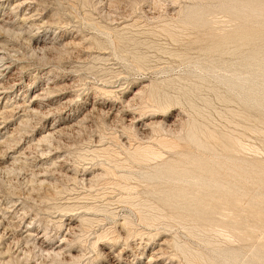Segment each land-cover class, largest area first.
<instances>
[{
	"label": "rangeland",
	"instance_id": "obj_1",
	"mask_svg": "<svg viewBox=\"0 0 264 264\" xmlns=\"http://www.w3.org/2000/svg\"><path fill=\"white\" fill-rule=\"evenodd\" d=\"M0 264H264V0H0Z\"/></svg>",
	"mask_w": 264,
	"mask_h": 264
},
{
	"label": "bare ground",
	"instance_id": "obj_2",
	"mask_svg": "<svg viewBox=\"0 0 264 264\" xmlns=\"http://www.w3.org/2000/svg\"><path fill=\"white\" fill-rule=\"evenodd\" d=\"M5 25V24H4ZM6 27V26H5ZM1 28H3V27H1ZM4 30V29H3ZM5 31V30H4ZM13 31V30H12ZM50 93H52L51 91H50ZM47 94V93H46ZM35 95V94H34ZM41 95V94H40ZM44 96V95H43ZM17 104V103H16ZM17 109V108H16ZM5 119V118H4ZM49 131V130H48ZM50 131H52V130H50ZM55 131H56V129H55ZM49 133H51V132H49ZM48 133V134H49ZM45 134H47V133H45ZM45 138H47L46 136H45ZM45 138H42V140L43 139H45ZM48 139H49V137H48ZM235 139V138H234ZM239 140V139H238ZM47 141V140H46ZM242 147V146H241ZM52 250V249H51ZM58 250V249H57ZM61 251V250H60ZM57 254V253H56ZM59 254V253H58Z\"/></svg>",
	"mask_w": 264,
	"mask_h": 264
}]
</instances>
